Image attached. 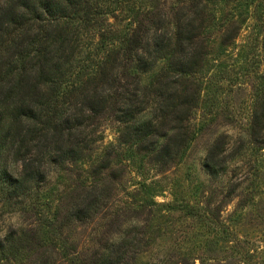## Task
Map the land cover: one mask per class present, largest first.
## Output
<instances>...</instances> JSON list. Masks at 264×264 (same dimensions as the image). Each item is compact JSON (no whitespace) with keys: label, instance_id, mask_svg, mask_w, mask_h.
<instances>
[{"label":"trees","instance_id":"16d2710c","mask_svg":"<svg viewBox=\"0 0 264 264\" xmlns=\"http://www.w3.org/2000/svg\"><path fill=\"white\" fill-rule=\"evenodd\" d=\"M247 29L262 35L263 0H0V264H136L149 251L154 198L142 205L149 216L89 257L65 230L101 213L126 164L163 173L183 161L222 113L215 71ZM256 92L245 132L209 145L213 178L248 147L264 149V88ZM105 117L119 134L100 147ZM226 186V197L238 189ZM17 217L24 227H13ZM171 256L160 262L195 264Z\"/></svg>","mask_w":264,"mask_h":264},{"label":"rangeland","instance_id":"374dc122","mask_svg":"<svg viewBox=\"0 0 264 264\" xmlns=\"http://www.w3.org/2000/svg\"><path fill=\"white\" fill-rule=\"evenodd\" d=\"M249 31L243 32L245 37L237 45L228 48L222 59L223 69L215 71L222 85L218 102L222 113L205 121L209 122L193 140L183 161L169 170L156 173L147 165L127 162L124 177L101 213L65 230L81 254L89 257L117 236L120 228L149 216V209L142 205L154 198L158 205L153 207L156 213L150 215L149 251L136 264H148L152 259L161 263L173 254L176 262L179 256L188 255L195 264H264V149L248 147L229 171L217 178L203 165L208 147L218 135L226 133L233 142L245 132L251 105L256 101V87L264 88V29L259 38ZM199 119L198 125L202 124ZM100 133V147L115 144L119 123L111 117L102 118ZM71 176L64 179L70 184L67 192L80 180L75 172ZM146 180L147 193L142 185ZM229 182L238 183V189L226 197ZM187 204L203 209L190 213Z\"/></svg>","mask_w":264,"mask_h":264},{"label":"clouds","instance_id":"9594fccd","mask_svg":"<svg viewBox=\"0 0 264 264\" xmlns=\"http://www.w3.org/2000/svg\"><path fill=\"white\" fill-rule=\"evenodd\" d=\"M12 225L14 228H20L25 226L23 221L18 217L12 220ZM4 235H6V233H0V239H2Z\"/></svg>","mask_w":264,"mask_h":264}]
</instances>
